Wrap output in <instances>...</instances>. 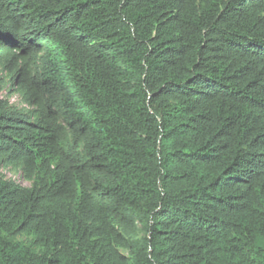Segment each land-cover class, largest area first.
Returning a JSON list of instances; mask_svg holds the SVG:
<instances>
[{
    "label": "trees",
    "instance_id": "trees-1",
    "mask_svg": "<svg viewBox=\"0 0 264 264\" xmlns=\"http://www.w3.org/2000/svg\"><path fill=\"white\" fill-rule=\"evenodd\" d=\"M0 68V264H264V0H0Z\"/></svg>",
    "mask_w": 264,
    "mask_h": 264
},
{
    "label": "rangeland",
    "instance_id": "rangeland-1",
    "mask_svg": "<svg viewBox=\"0 0 264 264\" xmlns=\"http://www.w3.org/2000/svg\"><path fill=\"white\" fill-rule=\"evenodd\" d=\"M0 76L4 78V86L2 87V89H0L1 91V94L3 97L7 98V97H10V101L16 105V106H20V99H19V96L18 94H14L15 92V89L13 88H10L11 84L10 82L8 81V79L6 78L5 79V76L6 74H4V72L1 71V68H0ZM11 93H13V95H11ZM65 140L66 142L69 143V138L68 136L65 137ZM4 175L7 177V178H10V179H13V180H16L17 182H19L20 184L24 185V186H30L31 183L30 182H27L21 175L19 172L15 173L13 171H11L10 169H7V170H4L3 171Z\"/></svg>",
    "mask_w": 264,
    "mask_h": 264
}]
</instances>
